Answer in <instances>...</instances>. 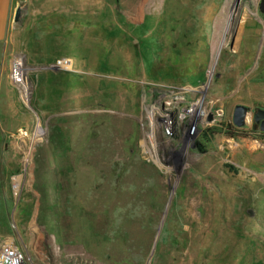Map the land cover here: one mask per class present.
Wrapping results in <instances>:
<instances>
[{
	"label": "rangeland",
	"instance_id": "rangeland-1",
	"mask_svg": "<svg viewBox=\"0 0 264 264\" xmlns=\"http://www.w3.org/2000/svg\"><path fill=\"white\" fill-rule=\"evenodd\" d=\"M19 1L9 56L30 86L0 101V245L27 264H264L262 0Z\"/></svg>",
	"mask_w": 264,
	"mask_h": 264
},
{
	"label": "built area",
	"instance_id": "built-area-1",
	"mask_svg": "<svg viewBox=\"0 0 264 264\" xmlns=\"http://www.w3.org/2000/svg\"><path fill=\"white\" fill-rule=\"evenodd\" d=\"M54 68H63L71 70L73 67L72 59L69 57H63L57 59L52 64ZM10 78L12 83L20 88L24 95L28 97L30 79L27 71L26 61L23 56L16 55L11 60L10 66ZM40 124L37 125V128ZM15 194L19 192V185L15 184ZM0 264H27L24 252L21 248L14 243V241L7 239L0 245Z\"/></svg>",
	"mask_w": 264,
	"mask_h": 264
},
{
	"label": "crops",
	"instance_id": "crops-1",
	"mask_svg": "<svg viewBox=\"0 0 264 264\" xmlns=\"http://www.w3.org/2000/svg\"><path fill=\"white\" fill-rule=\"evenodd\" d=\"M18 0H0V101L10 78V49L13 33V13ZM12 82V80H11Z\"/></svg>",
	"mask_w": 264,
	"mask_h": 264
},
{
	"label": "water",
	"instance_id": "water-1",
	"mask_svg": "<svg viewBox=\"0 0 264 264\" xmlns=\"http://www.w3.org/2000/svg\"><path fill=\"white\" fill-rule=\"evenodd\" d=\"M19 6H17L15 10V15H14V20L18 21L21 16V11H22V6L21 2L19 1ZM260 9L261 11L264 12V0L261 1L260 3ZM248 109L245 105L243 104H238L235 107L234 110V123L238 126H242L244 124L245 116L247 113ZM254 121L259 124L260 129L264 131V108L260 107L254 112Z\"/></svg>",
	"mask_w": 264,
	"mask_h": 264
},
{
	"label": "bare ground",
	"instance_id": "bare-ground-1",
	"mask_svg": "<svg viewBox=\"0 0 264 264\" xmlns=\"http://www.w3.org/2000/svg\"><path fill=\"white\" fill-rule=\"evenodd\" d=\"M217 24H218V23H217ZM219 24H220V23H219ZM218 26H219V25H218ZM218 26H217V27H218ZM219 29H220V28H219ZM216 32H217V31H216ZM260 57H261V56H260ZM254 60H255V58H254ZM259 64H261V63H259ZM250 73H251V72H250ZM252 74H253V73H252ZM244 76H245V75H244ZM251 76H252V75H251ZM251 76H250V77H251ZM41 128H42L41 125H39L38 128H37V129H38L37 133L40 132V129H41Z\"/></svg>",
	"mask_w": 264,
	"mask_h": 264
},
{
	"label": "trees",
	"instance_id": "trees-1",
	"mask_svg": "<svg viewBox=\"0 0 264 264\" xmlns=\"http://www.w3.org/2000/svg\"><path fill=\"white\" fill-rule=\"evenodd\" d=\"M52 76L55 77L54 74H52Z\"/></svg>",
	"mask_w": 264,
	"mask_h": 264
}]
</instances>
